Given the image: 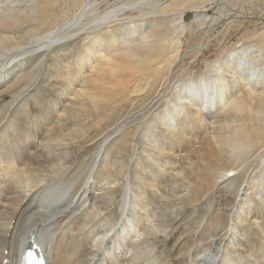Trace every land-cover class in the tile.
Returning a JSON list of instances; mask_svg holds the SVG:
<instances>
[{"label": "bare ground", "instance_id": "6f19581e", "mask_svg": "<svg viewBox=\"0 0 264 264\" xmlns=\"http://www.w3.org/2000/svg\"><path fill=\"white\" fill-rule=\"evenodd\" d=\"M207 1L0 0V255L9 264L30 238L50 264H102L112 245L118 264H159L141 241L180 223L213 247L188 264H264V25L246 38L230 29L227 0L212 14ZM30 21L37 28L1 33ZM167 23L191 34L161 56ZM37 66L39 87L58 83L61 105L47 92L37 102L47 127L34 136L35 123L19 127L15 112L30 117Z\"/></svg>", "mask_w": 264, "mask_h": 264}, {"label": "rangeland", "instance_id": "374dc122", "mask_svg": "<svg viewBox=\"0 0 264 264\" xmlns=\"http://www.w3.org/2000/svg\"><path fill=\"white\" fill-rule=\"evenodd\" d=\"M220 1L223 2V0H213L211 2L209 1L210 3L207 1L205 4V8H206L207 12L209 14L214 13V11L218 8V6H219L218 4ZM227 3H228V6L230 8V15L228 17L229 20L227 19L228 20L227 22L229 23V21H231V26H232L230 28L231 30H235V31L239 30L244 37L249 38L250 34L254 33L255 30L261 29V27H263V25H264V0H227ZM183 10L186 12V16H187L186 19L188 21H191L193 18V15H194L193 10L191 8H189V6L188 7L187 6L182 7V9H180V12H182ZM55 21L56 20L52 19V22H55ZM30 22L31 23H27V24H24L23 26H19L20 30H7V31H1V33L12 31V32H14L13 35H17V34H20L21 31L23 33H25L27 31V29L29 28V26L32 28H37V26L32 21H30ZM221 24H222V22H221ZM169 25L170 24H168L166 26L167 32L169 33V37L168 36H167V38L165 37L166 40L164 39L163 40L164 43L162 42L160 45L162 48L160 47L158 49V54L162 50L164 52V53L161 52L162 54L161 53L159 54L161 56H167V50L168 49L171 51H173L174 48L179 50V46L181 45L182 41H181V43H179V41H177V38L179 40L180 39L182 40L184 38H187V35L189 36V34H191V32H188V29L187 30L185 29L184 31L183 30L177 31L174 33V29L169 28L170 27ZM173 25H175V23ZM233 25H236V26H233ZM44 27L45 26L43 25L41 29H43V31H46L47 28L46 27L44 28ZM171 27L173 28V26H171ZM169 29H171V31ZM184 32H185V34H183ZM179 36L180 37L184 36V37L180 38ZM170 37H173V38H170ZM192 38H193L192 41L194 42V39L195 40L198 39V35L195 34L194 37H192ZM170 39H171V41H170ZM171 43L174 46L171 45ZM185 43H187V42H185ZM185 43L181 45V48L186 47ZM169 45H171V48L169 47ZM177 46H178V48H177ZM164 47H166V49ZM159 50H161V51H159ZM176 52H178V51H176ZM6 55H8V54H4V56H6ZM30 57H31V54H30ZM46 66H47V64H46ZM43 71H44V67L37 66L34 69V71L32 73H30V75H28V76L26 75L29 78V80H31L32 89L39 87V82H40L41 76L43 74ZM20 79H21V77L18 78V80H20ZM49 84L51 85L50 86L51 89L49 88V86L47 87V86L41 85V87L38 88V91L36 93H35V90H31V93H33L34 95L29 98L28 102H26V104L24 106V107H28V105H29V109H30L28 111V113L30 114V115L28 114L30 116L29 118H28V116L26 117V116L21 114L23 110H19V112H17V113L15 112V115L19 116L18 117L19 122H16L19 127H21V124L28 126V124H30V122L35 123V125H32L31 128L28 126L29 127L28 130L30 131V134L34 135V136H37L41 129H45L47 127L44 120L38 119V116L41 114V111H43L45 108H48L47 104H45L44 105L45 107L43 108L37 102L44 96V94L46 92L49 94L46 97L47 102L50 101L49 98H52V99L55 98L57 100V103L59 102L58 101L59 100V98H58L59 84L54 82V81H50ZM54 85H57V87H55ZM5 100H8V98ZM1 105H2V103L0 104V108H1ZM58 105H61V103L59 102ZM0 114H1V112H0ZM27 120H29L30 122L29 121L27 122ZM39 120H41L42 122H38ZM37 124L39 125V131L37 130V127H36ZM37 131H38V133H37ZM85 131H86L87 136H97L98 135V131L96 128H89V129H86ZM10 135L12 136L13 132H11ZM14 136H16V135L14 134ZM72 149L74 151L86 152V150H80L77 147H74ZM151 191L150 190L148 191L147 196H149L148 197L150 199L149 203H150V206L152 207V209L153 208L156 209L161 204L160 199L158 196H152L154 194L153 193L151 194ZM117 192H119L118 195L121 193L120 190H117ZM150 210L148 211V215L151 214ZM221 223L224 224V221H221ZM199 234H200L199 231H197L195 229H190L184 223H180V224H175L172 227L163 228V230L157 229V231H155V233H149V235H147V237H145V235H144L145 238L141 242L144 245L146 244V245H149L153 248L152 254L158 259L159 264H188L193 259L192 253L195 249L200 248L203 253L210 252L213 250V247L205 246L202 243V241L199 239ZM230 245L233 247V245L231 243H229L228 247H231ZM229 249H230V251L232 250V248H229ZM236 252H240V250L238 249ZM229 255L234 257L235 254H229ZM260 262L261 261H258L255 264L260 263ZM253 263H254V261H253Z\"/></svg>", "mask_w": 264, "mask_h": 264}]
</instances>
